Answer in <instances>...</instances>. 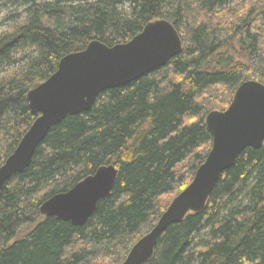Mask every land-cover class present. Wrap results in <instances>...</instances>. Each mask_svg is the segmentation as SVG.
<instances>
[{"label":"trees","instance_id":"trees-1","mask_svg":"<svg viewBox=\"0 0 264 264\" xmlns=\"http://www.w3.org/2000/svg\"><path fill=\"white\" fill-rule=\"evenodd\" d=\"M182 51L67 116L0 193V264H121L212 147L206 116L247 80L264 83V0H0V166L37 118L28 92L93 40L125 43L155 19ZM107 164L109 198L82 226L41 204ZM145 264H264V142L246 148L205 208L158 238Z\"/></svg>","mask_w":264,"mask_h":264},{"label":"water","instance_id":"water-1","mask_svg":"<svg viewBox=\"0 0 264 264\" xmlns=\"http://www.w3.org/2000/svg\"><path fill=\"white\" fill-rule=\"evenodd\" d=\"M182 48V39L174 24L159 18L147 23L128 42L109 46L93 40L85 49L65 55L56 72L27 94L30 109L37 118L0 166V193L13 175L30 165L38 145L53 126L67 116L91 110L104 90L125 86L166 65ZM205 122L213 136L205 161L154 227L133 245L121 264L149 261L160 235L189 212H201L222 173L235 164L246 148L262 145L264 83L244 81L228 108L209 112ZM116 177L115 165H103L70 190L45 200L40 212L82 226L94 214L98 202L111 196Z\"/></svg>","mask_w":264,"mask_h":264},{"label":"rangeland","instance_id":"rangeland-1","mask_svg":"<svg viewBox=\"0 0 264 264\" xmlns=\"http://www.w3.org/2000/svg\"><path fill=\"white\" fill-rule=\"evenodd\" d=\"M227 108H228V107H227ZM227 108H226V109H227ZM224 110H225V109H224Z\"/></svg>","mask_w":264,"mask_h":264}]
</instances>
